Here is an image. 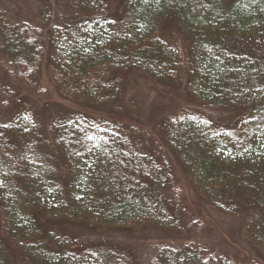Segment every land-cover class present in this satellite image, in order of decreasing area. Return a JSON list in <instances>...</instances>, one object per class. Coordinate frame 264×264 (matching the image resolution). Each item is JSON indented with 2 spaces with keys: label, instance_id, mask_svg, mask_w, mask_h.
<instances>
[{
  "label": "trees",
  "instance_id": "obj_1",
  "mask_svg": "<svg viewBox=\"0 0 264 264\" xmlns=\"http://www.w3.org/2000/svg\"><path fill=\"white\" fill-rule=\"evenodd\" d=\"M36 1L35 26L0 4V58L16 79L36 88L43 69L61 99L116 112L124 80L142 66L164 85L183 82L200 109L162 121L157 139L77 114L52 120L48 135L1 122L0 264H141L125 249L74 244L57 223L188 233L196 226L163 147L264 256V0H127L123 18L88 46V31L107 20L103 0H62L75 17L55 24L51 0ZM167 19L181 49L166 37ZM228 111L237 116L226 125L204 117ZM210 251L160 247L148 264H253Z\"/></svg>",
  "mask_w": 264,
  "mask_h": 264
},
{
  "label": "rangeland",
  "instance_id": "obj_2",
  "mask_svg": "<svg viewBox=\"0 0 264 264\" xmlns=\"http://www.w3.org/2000/svg\"><path fill=\"white\" fill-rule=\"evenodd\" d=\"M103 1L106 6V24L93 25L88 31L89 39L84 41L86 46L95 39H102L108 30V23L121 20L125 14L127 0ZM51 2V24L74 20L75 15L64 8L62 0ZM0 4L18 9L20 14L28 16L25 18L31 25H36L35 14L38 9L36 0H0ZM165 21L163 30L166 37L181 49L183 36L175 30L171 20ZM46 31L47 27L42 29V33ZM0 74L1 85L5 91V96L0 98V123H10L13 127L19 128L26 126L29 128L33 124H38L47 135L50 132L48 125L52 120L77 114L131 125L138 135L157 139L156 128L162 121L172 118L181 110L199 113L200 109L183 88V82L172 86L164 85L155 80L142 66H136L124 80L120 107L116 112L108 108L90 107L61 99L43 69L36 78V88L16 79L12 69L2 58ZM236 116L237 113L232 111L205 112L204 115L205 119L217 125H226ZM162 150L172 165L176 195L196 227L178 236L168 231H158L150 222H143L131 228L107 226L85 228L70 223L52 224L57 225L55 228L58 235L84 248L107 245L125 249L141 264H148L154 259L160 247L176 248L181 245L192 247L204 245L212 252L235 256L240 261L264 264V256L248 244L243 230L211 209L203 198L193 191L186 171L174 155L164 147Z\"/></svg>",
  "mask_w": 264,
  "mask_h": 264
}]
</instances>
